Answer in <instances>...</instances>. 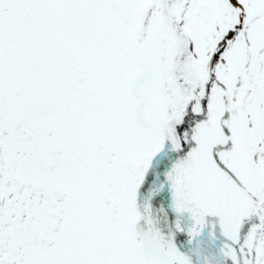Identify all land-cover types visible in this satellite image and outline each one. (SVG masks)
<instances>
[{"label":"snow or ice","instance_id":"1","mask_svg":"<svg viewBox=\"0 0 264 264\" xmlns=\"http://www.w3.org/2000/svg\"><path fill=\"white\" fill-rule=\"evenodd\" d=\"M0 264H264V0H0Z\"/></svg>","mask_w":264,"mask_h":264}]
</instances>
